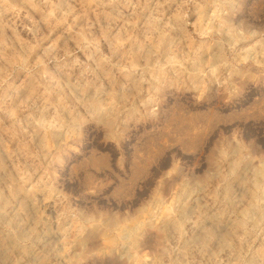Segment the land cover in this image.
Masks as SVG:
<instances>
[{
	"label": "rangeland",
	"instance_id": "1",
	"mask_svg": "<svg viewBox=\"0 0 264 264\" xmlns=\"http://www.w3.org/2000/svg\"><path fill=\"white\" fill-rule=\"evenodd\" d=\"M0 264H264V0H0Z\"/></svg>",
	"mask_w": 264,
	"mask_h": 264
},
{
	"label": "bare ground",
	"instance_id": "2",
	"mask_svg": "<svg viewBox=\"0 0 264 264\" xmlns=\"http://www.w3.org/2000/svg\"><path fill=\"white\" fill-rule=\"evenodd\" d=\"M48 128V127H47ZM258 171V170H257ZM257 180V179H256Z\"/></svg>",
	"mask_w": 264,
	"mask_h": 264
}]
</instances>
